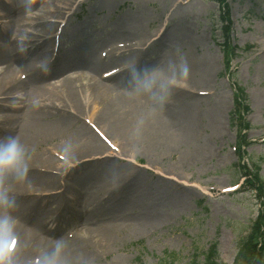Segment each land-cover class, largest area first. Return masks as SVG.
<instances>
[{"label":"rangeland","instance_id":"374dc122","mask_svg":"<svg viewBox=\"0 0 264 264\" xmlns=\"http://www.w3.org/2000/svg\"><path fill=\"white\" fill-rule=\"evenodd\" d=\"M108 1L106 3V0H78L76 3H68L66 0H55L63 6L61 9L64 15L63 22L59 24L60 28L64 27L62 33L60 34L58 28L52 33L57 35L55 44L58 43L60 54L68 47L74 46L72 55L81 54L86 58L93 56L99 59L102 49L107 48L120 36L127 38L121 42L123 44L132 40L140 44L148 41V37L153 35V39L150 37V44L142 50L143 55L134 56L135 48L112 55L110 58L113 63H109L104 70L108 75L111 69H126L129 63H135L141 68L159 66L170 57V52L173 53V59L177 58L179 52L187 63L191 56H211L214 71L210 78L203 79L198 70L189 67V76L194 74L196 86L188 88L184 80L175 89H181L179 92L183 94L180 96L197 102L198 109H201L200 117L203 116L201 123L204 125L200 129V136L202 139H209L212 152L207 158L187 166L182 161L189 146H175L172 153L167 151L153 164L141 148H136L134 153H124L118 146L119 150H114L107 145L109 149L101 154L85 156L75 163H70L67 168H78L98 162L96 166L100 165V171L95 179L102 182V189L97 191L96 195L102 190L115 189L119 182L116 184L114 178L128 176L133 170H142L152 180V177H155L171 182L175 188L188 194L187 202L180 204L141 189L148 196L144 197L147 206L152 202L163 221L155 227H145L141 222L137 224L141 221L139 209L124 211L123 216L115 218L116 222L123 221L124 225L115 232L114 246L109 253L102 254L94 264H106L113 259L121 260L122 264H171V259L177 260L175 264H190L195 258L204 261L202 254L210 244L218 246V263L235 264L239 258L240 243L246 239L253 241L256 250H263L264 236L261 235L264 234V74L257 70V61H251L252 54L248 46L257 40L258 30H264V0H242V4L239 0H189L183 5H177L180 0ZM3 3L4 1L0 0V10ZM43 3L44 0H39L35 6L25 10L27 13L37 12L38 6ZM227 3L232 8H246L244 16H239L232 26L226 23L225 11L221 14L222 7H226ZM70 8L74 12L71 15L68 14ZM59 19L52 17L45 22L55 25ZM0 24L4 26L1 20ZM2 25L0 43L15 42L14 34L10 32L5 35L6 30ZM75 26L79 27L81 32L86 28L91 32L96 30L93 36L95 39L82 33L80 37L76 36L80 33L70 30ZM249 26H254L255 31L249 30ZM104 28L106 30H101ZM184 30L186 34L183 33ZM118 31L119 34H116ZM194 39L199 42L197 46L193 43ZM225 39L230 47L235 45L232 55L229 46L227 49L230 65L225 64L224 59L226 54L224 55L222 43ZM84 41L86 43H81ZM95 42L98 44L94 45ZM55 44L52 42L51 49ZM165 44L167 49L170 48L168 51ZM53 53L54 50L49 52L50 57ZM231 73L232 77L229 76ZM50 79L57 82L62 78L51 76L44 80L45 84L49 83ZM115 81L112 80L109 84L113 85ZM124 82L126 83H119L120 87H124L122 90L127 88V76ZM239 87L245 89L247 102L242 99ZM87 95L83 94L82 99L87 98ZM92 104L89 100L83 102V111L73 118V125H87L104 141V131L101 132L98 123L90 119ZM104 104L102 105L106 106ZM172 104L170 99L166 107ZM214 104L218 105L216 107L221 117L220 122L211 127L210 110ZM143 109L146 113H151V109L156 110L149 100L144 103ZM0 115H3L1 109ZM160 115L162 122L167 126L177 125V117L173 120L166 114ZM19 122H25V119L19 117ZM114 162L124 165V169H109ZM174 165L178 167L180 175L166 172L167 166ZM128 170L132 171L127 173ZM113 172L116 174L110 177ZM233 186L235 188L230 191L226 190ZM95 206L90 201L84 203V208L89 210ZM50 213V217L55 214L51 211ZM112 220L107 218L104 221ZM75 229L74 226L67 227L65 231L74 233ZM2 243L4 251L10 248L8 238L3 239ZM31 258L33 257L29 256L26 264H33ZM259 259H250L247 264H264V258Z\"/></svg>","mask_w":264,"mask_h":264},{"label":"bare ground","instance_id":"6f19581e","mask_svg":"<svg viewBox=\"0 0 264 264\" xmlns=\"http://www.w3.org/2000/svg\"><path fill=\"white\" fill-rule=\"evenodd\" d=\"M37 1L39 0H14L11 3L4 0L6 11L0 12L9 18L4 27L5 35L11 32L15 36V42L5 45L0 43V109L3 113L0 115V137L16 136L24 145L30 177L28 184L13 189L19 203L17 211L13 213L17 222L11 233V241L8 239L10 248L4 251L3 240H0V256H9L10 264H26L29 256H38L48 250L55 239L66 237L77 249L91 255L96 263L102 254L109 253L114 246L115 232L124 225L123 221L118 223L115 218L123 216L124 211L139 209L141 221L137 224L141 222L145 227L161 224L162 217L152 202L147 206L144 197L148 196L144 192L151 191L152 194L180 204L187 202L188 194L175 188L171 182L155 177H152V180L142 170H133L128 176L114 178L116 184L119 182L115 189L102 190L96 195V192L102 189V182L95 179L100 171V165L96 166L98 162L93 163L95 165L67 168L70 163H75L85 156L101 154L109 147L114 150L120 147V151L124 153H134L136 148H141L148 155L150 163L154 164L167 151L172 153L175 146L182 147L186 144L189 149L182 162L189 166L207 158L212 148L209 139L203 138L206 140L204 141L200 136V129L204 126L201 123L203 116L200 117L199 114L201 109H198L196 101L180 96L183 94L179 92L181 89H173V104L170 107L163 110L155 108L156 110L151 109V113H146L143 108L148 99L132 96L119 85L126 83L125 68H116L111 74L118 73L107 78L104 70L109 63H113L110 58L112 55H119L128 48H135L134 56L143 55L142 50L150 44V37L153 39V35L148 37V41L140 44L133 40L123 44L121 42L127 38L120 36L107 48L102 49L99 59L93 56L86 58L81 54L72 55L74 46L68 47L60 54V58H52L49 52L53 50L51 45L52 42L55 44L57 38V35L52 33L58 28L61 34L64 28L59 27L60 22L64 20L61 9L63 6L55 0H44V3L38 6L37 12L27 13L25 9L35 6ZM66 1L76 3L78 0ZM239 1L242 4V0ZM108 2L106 0V3ZM188 2L189 0H180L177 5ZM225 11L227 24L232 26L239 16H244L246 8H232L227 3ZM72 13L74 12L70 8L68 14ZM52 17L60 18L56 20L58 23L46 24L45 21ZM248 29L255 31L254 26H249ZM70 30H77L80 33L76 35L78 37L82 33L95 39L93 36L96 30L91 32L86 28L81 32L77 26ZM183 33L186 34V31ZM116 34H119V31ZM193 43L197 46L199 42L194 39ZM226 44L224 41V45ZM119 45L121 47H117ZM167 47L166 45L168 51L170 48ZM248 49L252 54L251 61H257V70L264 74V30H258L257 40L249 45ZM171 53L168 54L169 58H173ZM210 57L205 54L200 57L191 56L188 58L189 67L198 70L203 79H208L214 71ZM23 74H27L26 79ZM51 76L62 79L57 82L49 80V83L45 84L44 80ZM112 80H116V85L109 84ZM185 81L188 88L196 86L194 74ZM259 93L261 94V91ZM83 94H88L87 98L82 99ZM87 100L93 103L89 113L90 119L98 123L101 132L104 131V141L87 125H73V118L83 111V102L86 103ZM201 101L200 99L199 102ZM216 106L218 107L214 104L210 110L211 127L220 122L221 116ZM160 114H166L173 120L177 117V125H172L175 128L164 124ZM19 117L24 118L25 122H19ZM112 167L119 171L124 169V165L115 162L109 169ZM165 170L169 174L181 173L176 165L167 166ZM129 171L127 173L132 170ZM115 174L113 172L110 177ZM233 188L235 187L226 190ZM85 201L96 205L95 208L89 211L83 209ZM50 211L55 213L52 218ZM85 211L87 215H92L86 217ZM107 218L113 220L104 221ZM73 226L76 228L75 232L66 233L67 227ZM106 264L122 262L113 259Z\"/></svg>","mask_w":264,"mask_h":264},{"label":"clouds","instance_id":"9594fccd","mask_svg":"<svg viewBox=\"0 0 264 264\" xmlns=\"http://www.w3.org/2000/svg\"><path fill=\"white\" fill-rule=\"evenodd\" d=\"M125 71L129 94L146 97L153 108L160 110L169 103L173 89L181 81L187 80L190 74L189 65L179 52L176 59L166 58L159 66L141 68L129 63ZM29 180V163L24 145L16 136L0 137V240L11 239L17 222L13 213L17 211L19 203L13 189L28 184ZM0 264H10L9 256H0ZM33 264H94V258L86 251L77 249L69 238L59 237L48 250L33 258Z\"/></svg>","mask_w":264,"mask_h":264},{"label":"trees","instance_id":"16d2710c","mask_svg":"<svg viewBox=\"0 0 264 264\" xmlns=\"http://www.w3.org/2000/svg\"><path fill=\"white\" fill-rule=\"evenodd\" d=\"M243 93V89H241ZM261 236H264L262 234ZM264 238V237H263ZM264 246V245H263ZM204 254V261L195 258L192 264H219L217 259L219 258V253L217 251V245L212 244ZM255 257L263 259L264 258V248L263 250H256V246L253 245V241L250 239H246L240 244L239 258L237 259L235 264H247V262ZM176 259H171L169 263L175 264ZM257 262V261H256Z\"/></svg>","mask_w":264,"mask_h":264}]
</instances>
